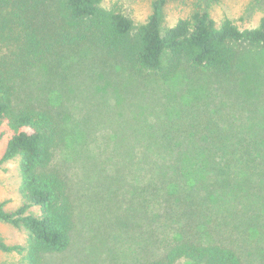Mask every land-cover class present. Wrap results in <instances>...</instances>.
Listing matches in <instances>:
<instances>
[{"label":"trees","instance_id":"1","mask_svg":"<svg viewBox=\"0 0 264 264\" xmlns=\"http://www.w3.org/2000/svg\"><path fill=\"white\" fill-rule=\"evenodd\" d=\"M105 1L0 0V129L6 125L12 134L0 168L19 158L23 199L14 210L0 202V222L27 232L24 244H10L0 234V250L17 253L23 264H43L44 254L69 248L75 201L69 181L54 167L70 129L53 110L16 105L21 79L48 63L64 81L59 67L65 51L92 44L139 76L167 80L191 67L237 80L241 47L264 49V18L242 28L230 17L218 24L209 12L195 11L162 28L170 0H154L145 22ZM232 116L217 107L212 119L220 124ZM204 124L191 119L182 129L151 130L133 154L114 158L122 176L109 186L141 201L132 211L142 221L135 224L143 244L138 264H244L242 233L259 221L260 210L234 203L264 189V129L229 126L227 132ZM145 245L155 247L153 257L145 255Z\"/></svg>","mask_w":264,"mask_h":264},{"label":"rangeland","instance_id":"2","mask_svg":"<svg viewBox=\"0 0 264 264\" xmlns=\"http://www.w3.org/2000/svg\"><path fill=\"white\" fill-rule=\"evenodd\" d=\"M153 2L106 0L105 5H117L136 21L145 22ZM195 11L209 12L218 24L230 17L240 27L251 28L264 18V0H170L162 28ZM65 54L67 60L59 67L60 72L64 70V81L53 74V67L50 71L48 63H42L19 81L15 98L18 106L30 104L57 112L70 129L54 167L70 183L75 227L69 248L44 254L43 264H138L143 244L136 239L141 228L135 229V224L142 221H136L132 211L142 207L141 201H131L133 195L126 189L109 186L122 176L115 156L133 154V148L150 140L151 130L182 129L191 119L215 124L214 128L227 132L229 126L264 129V49L241 47L237 80L219 79L191 67H184L167 80L149 73L139 76L92 44ZM217 107L220 114L233 113L232 118L215 123L212 117ZM11 135L6 125L0 129V157ZM20 186L19 158H15L0 168V202L6 201L8 210L22 203ZM257 190L262 193L234 203L260 210L259 221L242 233L244 264H264V189ZM0 234L10 244H24L27 239L25 230L3 222ZM144 250H149L145 255L153 257L155 247L145 245ZM0 264L23 262L17 253L0 250Z\"/></svg>","mask_w":264,"mask_h":264}]
</instances>
